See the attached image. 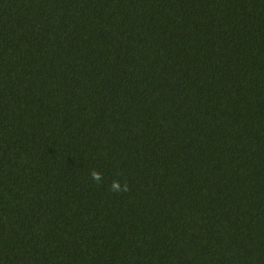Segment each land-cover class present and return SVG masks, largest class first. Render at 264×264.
<instances>
[{"label":"trees","instance_id":"trees-1","mask_svg":"<svg viewBox=\"0 0 264 264\" xmlns=\"http://www.w3.org/2000/svg\"><path fill=\"white\" fill-rule=\"evenodd\" d=\"M0 264H264V0H0Z\"/></svg>","mask_w":264,"mask_h":264}]
</instances>
